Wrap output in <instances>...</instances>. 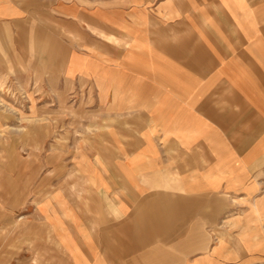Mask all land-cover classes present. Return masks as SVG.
<instances>
[{"label":"crops","instance_id":"1","mask_svg":"<svg viewBox=\"0 0 264 264\" xmlns=\"http://www.w3.org/2000/svg\"><path fill=\"white\" fill-rule=\"evenodd\" d=\"M9 105L79 129L1 183L0 264H264V0H0Z\"/></svg>","mask_w":264,"mask_h":264},{"label":"rangeland","instance_id":"2","mask_svg":"<svg viewBox=\"0 0 264 264\" xmlns=\"http://www.w3.org/2000/svg\"><path fill=\"white\" fill-rule=\"evenodd\" d=\"M24 96L9 93L8 101L21 99V97L26 100ZM65 111L67 110H57L54 114L53 111L49 113V110L44 108L39 110L27 107L13 108L10 105L8 108H0L2 117V127L0 126V186L1 183L4 186L11 184L13 188L8 191H15L16 184L20 186L22 182L24 186H27L29 181L28 168L35 163L37 164L39 160L41 163L43 155L60 154L61 157L64 156L65 153L62 150L70 147L72 135H76L79 129V125L64 123ZM60 121L63 124H58ZM1 150L4 151L1 152ZM6 164H11L14 168L16 165L23 166L24 173L14 171L7 173L5 169L2 171L1 166L4 167ZM6 189L0 187V193H4ZM25 192L26 202L29 197L41 196L46 190L25 187Z\"/></svg>","mask_w":264,"mask_h":264}]
</instances>
